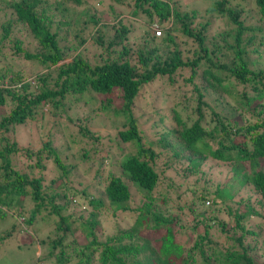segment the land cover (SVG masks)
<instances>
[{
	"label": "trees",
	"instance_id": "obj_1",
	"mask_svg": "<svg viewBox=\"0 0 264 264\" xmlns=\"http://www.w3.org/2000/svg\"><path fill=\"white\" fill-rule=\"evenodd\" d=\"M242 1L211 0L200 10L180 0H127L130 15L122 19L99 12L94 0H0V59L21 56L45 70H0V105L11 106L0 117V218L16 215L0 243L53 219V235L39 240L44 253L37 264H264V0ZM247 1L261 24L248 23ZM135 17L143 20L133 35L126 21ZM188 40L193 47L185 56ZM158 78L171 90L169 107L137 115L138 98ZM69 96L75 107L67 109L63 100ZM113 99L120 101L112 106ZM45 104L51 117L65 112L76 122L86 141L77 152L80 161L92 152L98 156L96 177H105L100 197L68 181L78 162H66L51 141L32 150L8 137L13 127L43 115ZM187 109L196 117L183 116ZM99 112L111 116L117 129L108 139L112 155V146L87 127ZM76 142L68 135L63 146ZM49 158L58 172L47 180ZM206 159L227 166L229 177L213 188L186 186L193 195L185 203L190 225L179 223L183 207L176 200L185 183L169 173L186 179L184 171H195ZM163 181L164 192L158 190ZM135 186L144 199L130 208ZM105 202L113 215L134 211L133 223L102 234L96 228ZM74 203L90 213L84 227L68 211ZM78 230L85 241L75 236ZM30 231L40 235L37 228ZM180 235L191 239L188 245L178 241Z\"/></svg>",
	"mask_w": 264,
	"mask_h": 264
},
{
	"label": "rangeland",
	"instance_id": "obj_2",
	"mask_svg": "<svg viewBox=\"0 0 264 264\" xmlns=\"http://www.w3.org/2000/svg\"><path fill=\"white\" fill-rule=\"evenodd\" d=\"M97 3V10L101 13L105 11L110 12L111 18L114 17L115 13H120L121 18H127L129 17V10L127 5V0H124L122 2L121 0H94ZM180 4L183 6H186V8H196V9H204L208 7L211 3V0H180ZM122 2V3H120ZM241 4H243L244 1L240 0ZM116 6L114 12H111L110 8H113V6ZM245 13L244 16L248 19V23L251 25H259L261 24L260 17L256 11V7L253 4H247L245 5ZM133 17V16H132ZM138 17V16H137ZM139 19V18H138ZM143 20V18H140L139 20L134 18H129V20L126 21V24L129 25V28L132 29V34L139 30V27L142 26L140 23ZM15 29H21L20 32L21 34L24 33V28L22 25H17L15 26ZM26 34V32H25ZM134 35V34H133ZM137 35V36H136ZM135 37L138 39L139 34H136ZM135 37L132 38V40H135ZM182 36L179 33H176V39L177 41L182 42ZM29 39V38H26ZM184 49V55H190V52L188 50H191L193 47V44L190 40L187 41V46L184 47V44L182 45ZM6 49H9V47H6ZM4 51V50H3ZM7 56V54H6ZM263 62V60H260L259 63ZM261 65L264 67V65L261 63ZM18 69H21L23 73L25 74H36V73H41L44 72L45 70L43 69L42 66L36 63H31L27 60H25L21 56H16V55H10L6 59H0V70L1 72H4L5 74L9 72H14ZM31 77V76H30ZM31 82L33 83L32 85L34 86V81L31 79ZM166 82L163 79H156L152 83H149L147 86L144 88V92L142 95L138 98L137 103H136V109L137 115L140 114H148L153 112V110L159 109L160 111L166 112V109L170 105V99L169 96H171V90L168 88L166 89ZM35 87V86H34ZM72 101V96H69L63 100L65 107L67 109L72 106L70 103ZM97 101V100H96ZM120 100L119 99H113L112 100V106H115L114 103H118ZM97 106V103L95 104ZM9 105H0V117L4 115L5 113L10 111ZM49 106L48 104H45L43 107V115H37L35 119L27 120L24 124L17 125L16 127H13L11 131H8V137L10 140H16L19 144V146L22 148L24 147H29L32 150H38L41 148L44 142L46 141H51V144L55 147H57L60 152L65 155V160L66 162H71L76 159V162H78V167L73 168L74 170L68 174L69 179L71 183L77 186L78 189H83L87 188L90 193H95L98 194L96 197H100L101 195V180L104 181V176L101 174L99 177H96L95 170L98 166V156L95 153H90L89 159H85L84 161H80L81 156L79 157L77 155V152L80 150H83V144L85 146V138L80 136V132L78 131L77 127H73L72 123L76 122H69V120L66 117V113L63 112L60 116L54 118L51 117L49 113ZM85 110L86 108L83 107ZM186 112H190L193 117H196L192 113V109H187L184 113L183 116H185ZM71 113V111L69 112ZM72 115V114H71ZM81 115V114H79ZM78 115V116H79ZM75 117V116H74ZM73 117V118H74ZM151 119L156 121V117L153 115H150ZM147 119L146 117H143V119ZM111 116H108L107 114L103 115L101 112H99L93 121L91 123L87 124V127H89L93 131H98L97 133L101 136V140L103 141V145H109L112 146L109 148V152L111 155L114 153V146L112 145L111 141L108 140L110 138H114L115 136V131H117L116 128L112 126L111 123ZM212 126V125H211ZM70 135V138L73 139L75 137L78 139V142L76 143H71V148L64 147L63 144L65 143L66 137ZM169 139H172L176 143H178L177 138L174 136L169 137ZM82 142V143H81ZM95 145L97 142L94 143ZM86 148V147H85ZM88 149V148H86ZM58 150V151H59ZM21 152H23L21 150ZM75 153V156L73 155ZM79 158V159H78ZM19 163L22 161H25V152L22 155H18L17 157ZM44 162H46L47 168L46 171H44V175L48 178L51 177V174H55L58 172V169L54 165L52 159H45ZM106 163V161H104ZM215 161L211 159H206L205 161L201 162L199 166H197L196 170L193 172H185L187 178L183 179L180 175L175 174L173 171L169 173L173 179L177 178L178 182L179 181H184L185 187L180 188L179 194L180 198L179 200L177 199L176 201L180 206L183 208L182 211H177L179 223H184L185 221L187 223L190 222L188 220V217L191 216V213L189 212L188 208L185 206V203L191 202V199L193 197L192 192L186 190V186L192 187V188H197L198 190L203 189V187H215L217 183L225 180L227 177H229V171L228 167H224L222 164H216L214 163ZM187 164V160L184 162H181L179 165V168L182 172V167L184 170L185 165ZM111 166L106 165L105 172L109 170ZM230 168V167H229ZM76 170V171H75ZM98 178V180H97ZM74 181V182H73ZM163 183V184H162ZM161 183V186L158 188V190L165 191L164 184H166L164 181ZM183 185V184H182ZM52 187H55V184H52ZM135 186V190H132L133 192V197L132 200L128 203L130 208L136 207L143 199H144V194L145 192L143 191H138ZM184 189V190H183ZM97 191V192H95ZM173 192V191H172ZM74 199V198H73ZM76 199V198H75ZM85 199V198H84ZM86 200H81V201H87ZM186 200V201H185ZM66 200H62L61 202L64 203ZM74 201V200H73ZM211 202L210 200H208ZM208 202H206V205ZM72 204L71 206H68V211L73 215L74 217V222H76L77 225L83 226L85 225V221L89 218V211L83 206L79 205V203ZM85 204V203H84ZM227 205H230L228 203ZM81 206V207H80ZM116 215V216H115ZM113 215L111 207L108 205L107 202H105L104 206V212L103 215L100 217L101 221V226L100 228L96 229H101L103 230L102 234L106 233H112L116 231L117 229L123 228L131 223L136 218V214L134 211H120L118 210L116 214ZM16 215L15 214H9V216H6L4 219L0 218V233H3L6 230H9L14 223V218ZM225 216V214L222 212H218V217ZM18 220L21 221L22 218L18 217ZM53 219H50L48 223L46 222H40L36 224L31 225V227L23 228L22 232L19 231L18 235L14 236L13 238L6 240L3 243H0V264H37L38 261V256L44 253V251H41L40 246H39V240L41 237H45V234H51L53 235L52 232V227H53ZM39 229L40 230V235L37 232H31L30 230L32 229ZM191 239L194 236L191 230ZM35 234V235H33ZM216 234V233H215ZM75 236L78 237L79 240L85 241V236L82 233V230H78L75 233ZM52 237V236H50ZM212 238L214 239L215 236L212 235ZM178 241L180 243L188 245L189 241L187 242V236H178L177 237ZM217 239V236H216ZM224 239L222 238V244H224ZM184 246V247H185ZM41 264V263H39ZM46 264V263H45ZM47 264H49L47 262Z\"/></svg>",
	"mask_w": 264,
	"mask_h": 264
},
{
	"label": "built area",
	"instance_id": "obj_3",
	"mask_svg": "<svg viewBox=\"0 0 264 264\" xmlns=\"http://www.w3.org/2000/svg\"><path fill=\"white\" fill-rule=\"evenodd\" d=\"M152 29H153L155 35H157V36L161 35V28L158 27L156 24H153Z\"/></svg>",
	"mask_w": 264,
	"mask_h": 264
},
{
	"label": "clouds",
	"instance_id": "obj_4",
	"mask_svg": "<svg viewBox=\"0 0 264 264\" xmlns=\"http://www.w3.org/2000/svg\"><path fill=\"white\" fill-rule=\"evenodd\" d=\"M30 80V79H29Z\"/></svg>",
	"mask_w": 264,
	"mask_h": 264
}]
</instances>
